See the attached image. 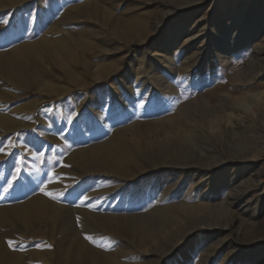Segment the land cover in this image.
Masks as SVG:
<instances>
[{
  "label": "bare ground",
  "instance_id": "bare-ground-1",
  "mask_svg": "<svg viewBox=\"0 0 264 264\" xmlns=\"http://www.w3.org/2000/svg\"><path fill=\"white\" fill-rule=\"evenodd\" d=\"M123 1L125 0H80L74 5L73 0H0V13L36 2L38 16L45 20L48 30L47 35L42 33L43 35L31 40L30 31L24 28L26 20L24 22L22 19L24 13L21 12L19 16L16 15L17 26L3 38L11 46L6 53L0 51V80L3 81L0 85V145L4 144L3 136L19 134L24 127L28 129L34 124L44 122L43 117L40 120L36 118L37 99L19 104L21 97L26 95L32 84L45 85L48 81L49 75L39 66L35 70L31 66L35 62L38 65L48 53L53 56L54 64L58 67L54 74L57 77L74 79L77 75L76 62L72 57L76 52L73 50L74 45L81 47L93 58H109L110 40L117 35L120 24L124 22L116 12L123 5ZM163 5L162 14L165 20L179 14L181 9L175 7L171 0L165 1ZM24 8L27 9L26 6ZM221 8V14L230 16L226 3ZM25 16L28 21L31 19L34 25L40 27L41 21L36 13ZM233 16L228 23L230 29H234ZM71 20H77L78 34L75 36L65 30ZM221 22V19H217L211 32L198 37L207 42L200 52L201 55L199 54L200 61L182 62L180 67L184 68L180 70L179 76L182 89L177 88V78L173 79L171 69L176 62L175 48L183 46L189 50L198 44H192L198 34L192 25L187 26L189 13L177 17L163 38L164 46L157 45L150 60H147L146 51L137 52L129 60L128 67L118 77L117 82L111 83L112 89L107 91L105 101L100 99L99 93L91 101L79 99L77 115L72 117L67 114L64 128L77 141L87 140V144L72 149L70 155H64L65 142L59 140V145L53 147L61 157L58 162L52 157L48 159L46 151L49 144L40 146L41 154L33 153L25 145L22 146L32 138L33 133L27 134L24 137L27 139L22 143L14 142L12 137L6 139L7 144L0 147V164L6 166L0 172V264H57L54 258L55 247L59 248V264H149L146 254L141 255L142 251L148 253L149 248L144 249L148 243L133 246L129 244L124 249L115 246L124 237L131 239L137 235L144 240L147 236H154L157 228L164 229L166 221L174 220L180 213L229 210L236 204L239 193L232 189L239 185V182L234 183L237 171L242 168L241 171L244 172L246 167H251L258 152L246 155L224 148L219 152L223 156H217L216 151L212 150L210 164L202 167L191 162L194 157L180 149L181 166L179 165L177 184L184 185L192 177L190 192H194L199 201L188 204L177 201L180 197L179 190L174 189L172 184L169 189L158 194L161 201L152 213L158 222L156 226L148 219L149 215L128 212L136 207V202L130 199L135 183L149 180L155 172H159L161 178L171 174L166 173L164 168L156 170L152 167V160L144 161L136 153L128 136L158 137L177 130L186 135L191 132L195 125L193 120L197 117L210 118V135H218L221 131L228 134L237 131V128L246 123L245 116L243 117L246 111L235 104V100L244 101L248 94H264V43L259 39L262 38L260 30L242 34L233 32L223 40L220 33ZM141 24L143 26V22ZM4 29L0 19V33ZM108 29L111 34L107 32ZM257 39L260 43L252 45L255 52L244 68L235 74L231 84H223L220 76L224 71L220 68L226 65L232 69L231 64L237 60L240 62L243 50ZM123 65L121 62L107 68L106 72L100 71L99 74H110ZM213 68H218L217 81L212 79L211 83L206 84L204 79L212 74ZM2 85L19 86L23 91L20 96H11ZM101 90L102 86L98 88V92ZM198 93L201 95L199 100L190 101ZM14 103L18 105L12 107ZM171 110H175V116H166ZM222 114L230 118L226 120L227 124L219 122L218 118ZM142 115L143 118L138 119ZM144 117L153 119L146 128L141 125ZM250 120L249 126L256 123L257 116L250 114ZM169 156L166 148L161 150V166L172 163V157ZM54 165L56 169H53ZM41 173L48 175L46 181ZM194 182L196 185H193ZM93 183L97 188L95 190H92ZM16 186H23L24 196L13 202L8 201L9 193H14ZM5 188H8L7 192L4 191ZM62 192L63 196L60 195ZM52 196L57 198L53 199ZM84 197L91 199L85 200ZM145 199L149 202V197ZM121 207L125 211L120 213L118 211ZM47 222L48 229L43 231L45 243L31 249L33 236L42 231ZM209 227L211 226L204 225L206 229ZM253 235L251 229L246 230L243 242L248 247L251 245L250 252L258 260L264 254V239L253 241ZM86 236L93 237L95 243L86 239ZM182 240L183 236L173 239L162 249V255L176 252L184 242ZM9 241L13 242L12 246ZM185 253L187 260L193 250L189 248ZM205 257L208 262L218 260L206 255ZM174 258L166 264H189L188 261L179 262L177 256Z\"/></svg>",
  "mask_w": 264,
  "mask_h": 264
},
{
  "label": "rangeland",
  "instance_id": "rangeland-1",
  "mask_svg": "<svg viewBox=\"0 0 264 264\" xmlns=\"http://www.w3.org/2000/svg\"><path fill=\"white\" fill-rule=\"evenodd\" d=\"M165 1L167 0L123 1V5L116 12L118 14L117 16L122 18L124 22L120 24L117 35L110 40L111 56L109 58H103L101 60L96 59L91 55H87L81 47L74 45L75 48H73L72 46L73 50H76L72 55L73 60L76 62L75 68L77 74L74 79L65 76L57 77L54 73H57L58 67L54 64L53 56L48 53L43 56L38 65L35 62L31 66L32 70L40 67L42 71L49 75L48 81L45 85L42 84L37 86L30 82V84H32L30 90L27 91L24 97H21V102L19 104L37 99L36 102L38 106L35 113L36 118L40 120V117H43L44 122L39 125L34 124L32 128L28 129L24 127L18 132L19 134H7L3 136L2 139H4V144L0 145V147L6 145V139L9 140L10 137H12L14 142L22 143L23 140L25 141L27 139L24 138L27 134L33 133V135L31 134L32 138L28 139L22 146L24 147L25 145L33 153L41 154L40 146L49 144L50 146L46 151L48 159L52 157L55 162H58L61 157L58 155V150L56 152V148L53 147L59 145V140L62 139L65 142L63 144L65 150L64 155H70L72 149L85 146L87 140L77 141L73 138L72 134L64 128L65 116L67 114L72 117L77 115L78 100L81 98L91 101L95 98V95L99 93L100 99L105 101L106 93L112 89L111 83L117 82L118 77L121 76L125 68L128 67L129 60L133 59L137 52L146 51L147 60H150L154 54L155 47L161 44L164 46L165 42L163 38L178 16L189 13V23L187 26L189 27L192 25L194 31L198 34L192 42V44L198 42L196 46H192L189 50L184 49L183 46L174 49L177 53L175 55L176 62L171 72L174 74L173 79L177 78V80H174L177 81L176 85L178 89H182L179 78L180 70L184 68L180 67L182 62L187 61L188 63H192L193 61H200V52L207 42H203V40L198 37L204 33L211 32V29L215 26L214 21L217 19H221L222 21V28L220 30L221 39L225 40L233 32L242 34L246 31L254 32L256 29H259L262 37L259 39L264 43V0H171L175 7H181L179 11L180 15L177 14L166 20L162 14ZM73 2L75 5L79 3L80 0H73ZM224 3L227 4L226 9H230V16L221 14V6ZM35 5L36 2H30L27 5L23 4L19 6L15 10L7 9L0 13L1 23L5 27L0 33V51L5 53L9 51L11 43L4 41L5 39L3 40V38H6L13 27L17 26L16 15L19 16L21 12L24 13L22 19H24V22L26 20L24 28L30 31L31 40H35L39 35L48 34L47 23L43 18L38 16L39 11L38 8L36 9ZM24 6H26L27 9H25ZM34 13H36V17L41 21L40 27L34 25L31 19L30 21L26 19L25 15H32ZM232 16L235 18L232 23L234 29H230L228 24ZM51 20L55 19L51 18ZM142 22L143 26H140ZM76 23L77 20H71L70 24L67 25L65 29L74 36L78 34ZM201 30L203 31L201 32ZM107 32L111 34L109 29ZM259 39L254 41L255 44L252 43L243 50L242 56L239 59L240 62H238V60L233 62V64H231L233 65L232 69H229L226 65L220 68L221 71H224L220 76L223 84H231V80L234 78L235 74L239 73L244 68L247 60H249L255 52V50L253 51L252 49V45L259 44ZM121 62H123L124 65L119 66L118 69L112 71L110 74H99L100 71L106 72V70H108L107 68L113 65L117 66V64ZM217 70L218 68H213L212 74L204 79L206 84L207 82L211 83L215 79L217 81ZM154 71H156V69ZM0 81L1 85L3 81ZM100 86H102V90L98 92ZM3 88H6L7 92L15 97L20 96L23 91L22 88L15 85H7L6 87L3 86ZM200 97L201 95L198 93L191 97L190 101H193V99L197 101ZM235 104L240 105V107L246 111V113H243L246 123L237 128V131H231L228 132V134L221 131L218 135H210V118L203 119L202 117H197L196 120H193L195 125L191 132L186 135L177 130L161 134L158 137H146V135L128 136L129 140L133 143L136 153L141 156L144 161L152 160V163H154L152 167H155L156 170L164 168L166 173H171L168 177L161 178L159 172H155L149 180L144 179L143 181L135 183L130 199L136 202V207L129 209L128 212L143 214L145 216L149 215L148 219L156 226L158 222L155 221V217H153L152 213L161 201L158 194L159 192L169 189L172 184L174 189L179 190L178 195H180V197L177 201H185V204L199 201L195 193L190 192V179H193L192 177H190L184 185L177 184L181 166V164H179L181 161L179 158L180 149L187 151L186 153H188V155L194 157L191 162H196V165L202 167L210 164V154L212 150L216 151L217 156H223V154L219 152L224 148L231 149L232 151H240L246 155L258 152L253 159V165L251 167H246L244 172L241 171L242 168L237 171L234 183L239 182V185L232 189V191L239 193L236 204L233 205L231 209L219 210L220 212L216 209L212 212L180 213L174 220L166 221L167 225L164 229L157 228L154 236H147L144 240L137 235L131 239L124 237L119 240V245H117V247L115 246V248L124 249V247L129 244L133 246L139 243H148L144 247V249L149 248L148 253L142 251L141 255L146 254V259L149 264H166L175 259L174 257L176 256L179 262L188 261L189 264H264V254L258 260H255V255L250 252V250H252L251 245L248 247L243 242V237L248 229H251L254 234L253 241L264 239V94L257 96L248 94L244 101L235 100ZM7 105L10 104L7 103ZM16 105L18 104L14 103L11 106L15 107ZM253 105L256 107L254 106V108ZM174 113H176L175 110H171L166 116L174 117ZM250 114H255L257 116L256 123H253L254 126H249V123H251ZM142 118L143 115L142 117H138V119ZM152 120L144 117L141 125L146 128L147 124L151 123ZM218 120L223 124H227L230 118L222 114L219 116ZM238 120L239 118L235 121L237 122ZM67 144H70V146ZM165 148L170 154L169 158L172 157L171 160L173 161L167 166H161L159 156L161 150ZM54 166L53 169H56V165ZM5 167L6 166L0 164V172ZM173 172L175 174H173ZM41 175L45 181L48 179L47 174L41 173ZM15 177L18 176L15 175ZM101 177L103 176L101 175ZM14 181L16 180H13V182ZM93 185H95V183H93L92 186ZM193 185H196V182H194ZM95 189L97 188L93 186L92 190ZM204 189H207V187L204 186ZM156 191L158 192L156 193ZM188 192H190L189 195H187ZM24 194L23 186H16L14 193H9L8 201L13 202L19 197H23ZM147 197H149V202L145 199ZM143 199H145V201ZM100 210L101 209H97V211ZM124 211L125 209L121 207L118 212L121 213ZM113 212L116 211L113 209ZM205 224L211 227L206 229L204 228ZM47 229L48 222L44 224L42 231H38L37 234L33 236L32 242L30 243L31 249H36L45 243L43 235L45 232L43 231ZM31 235L34 234L31 232ZM181 236H183L182 241L184 242L176 252L163 256L161 253L162 249L167 247L173 239L180 238ZM189 248L193 250V254L188 255V259L186 260L184 257V255L187 254L185 250ZM205 255L209 256V258H216L218 260L216 262L205 261L207 260ZM54 258L56 263L59 264L58 247L54 249Z\"/></svg>",
  "mask_w": 264,
  "mask_h": 264
},
{
  "label": "snow or ice",
  "instance_id": "snow-or-ice-1",
  "mask_svg": "<svg viewBox=\"0 0 264 264\" xmlns=\"http://www.w3.org/2000/svg\"><path fill=\"white\" fill-rule=\"evenodd\" d=\"M141 106H143V105H141ZM69 122L71 123V117L69 118ZM0 151H2V149H0ZM9 187H11V184H9ZM4 191L7 192L8 191V188H5ZM46 194L51 195L50 193H46ZM60 195L63 196L64 193L62 192V193H60ZM52 198L53 199H56L57 197L56 196H52ZM84 199L85 200H88V199H91V197H84ZM85 238L88 239L89 241L95 243V241L93 240V237L86 236ZM12 244H13V242L12 241H9V245L12 246ZM45 246L48 247V248H51L52 247L51 245H45ZM100 246L103 247V245H100Z\"/></svg>",
  "mask_w": 264,
  "mask_h": 264
}]
</instances>
